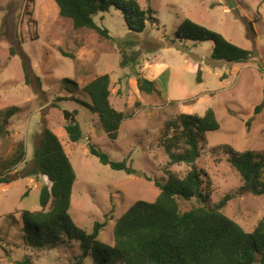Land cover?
<instances>
[{"label": "rangeland", "instance_id": "rangeland-1", "mask_svg": "<svg viewBox=\"0 0 264 264\" xmlns=\"http://www.w3.org/2000/svg\"><path fill=\"white\" fill-rule=\"evenodd\" d=\"M137 1L142 9L152 10L145 30L129 31L120 12L110 8L94 17L107 31L106 39L94 30L73 28L70 19L59 15L54 0H0V111L19 109L10 118V136L0 140V165L15 142L26 146L25 161L10 172L15 180L0 185V264H18L25 256L33 264H70L79 253L70 243L34 249L22 238L20 213L39 210L40 190L50 184L45 177L16 175L34 168L44 128L58 137L76 175L69 215L87 233L94 223L104 224L101 243H112L114 222L137 200L152 202L159 194L154 181L165 182L161 170L167 157L156 138L161 124L180 113L202 116L210 109L218 124L205 134L206 144L195 163L209 183L207 205L230 195L221 212L246 232L264 215V195L252 193L221 149L212 153L228 145L264 156V1L232 0V8L228 0ZM185 19L251 51V60L215 61L212 41L175 39ZM123 57L134 58V67L121 66ZM137 73L157 91L140 92ZM104 74L110 79V104L131 116L121 123L116 140L104 134L82 91ZM64 111L74 116L79 129L75 143L65 131ZM89 147L112 161H125L134 172L103 165ZM171 170L183 177L188 167L174 165ZM179 204L183 212L204 205L195 198Z\"/></svg>", "mask_w": 264, "mask_h": 264}, {"label": "trees", "instance_id": "trees-1", "mask_svg": "<svg viewBox=\"0 0 264 264\" xmlns=\"http://www.w3.org/2000/svg\"><path fill=\"white\" fill-rule=\"evenodd\" d=\"M54 2L59 15L70 19L73 28L91 29L106 39H110L107 31L95 24L94 17L110 8L120 12L128 30L134 33H142L146 21L153 19L152 10L142 9L137 0ZM174 36L178 40L212 41L214 48L211 59L215 61L241 64L252 58L251 51L233 45L221 34L189 19L178 26ZM128 63L134 67L135 59L124 60L123 57L121 66ZM135 76L140 92L149 95L157 91L152 81L139 73ZM82 91L89 98L87 107L96 114L104 134L110 140H116L121 123L131 116L110 104L109 76L95 77L83 86ZM18 111L16 107L0 111V140L5 141L10 136V118ZM217 128V121L210 109L202 116L180 113L161 124L156 142L167 157L161 170L165 182L154 181L159 190L154 201L137 200L114 222L111 244L98 240L104 224L94 223L92 231L87 233L72 221L68 211L76 175L58 137L44 128L33 159L34 168L16 175L19 179L45 177L50 184L49 189L44 185L40 190L39 210H22L20 213L24 242L34 249H53L67 243L73 244L79 253L70 264H85L89 260L92 264H264V215L250 232H246L221 212L230 195L212 207L207 205L209 183L195 163L202 146L206 144L205 134ZM65 131L70 142L79 140L80 132L76 125L67 124ZM219 149L244 184L253 187L257 194L264 195V156L253 151L238 152L228 145L213 148L212 153ZM89 152L115 171L134 172L125 161H112L94 147H89ZM25 156V143L15 142L11 153L0 165V185H8L15 180L10 172L25 161ZM174 165H185L188 171L179 177L171 170ZM204 183L206 187H202ZM194 198L200 199L204 205L181 211L179 201ZM18 264L33 263L25 256Z\"/></svg>", "mask_w": 264, "mask_h": 264}, {"label": "water", "instance_id": "water-1", "mask_svg": "<svg viewBox=\"0 0 264 264\" xmlns=\"http://www.w3.org/2000/svg\"><path fill=\"white\" fill-rule=\"evenodd\" d=\"M227 4H228V7H229V8H232V6H234V3H233L232 0H228V1H227ZM63 120H64L67 124H71V125H73V124L75 123L74 116H73L71 113L67 112V111H64V112H63ZM138 175H139V174H137V176H138ZM248 188L252 191L253 194H255V191H254L253 187L249 186Z\"/></svg>", "mask_w": 264, "mask_h": 264}]
</instances>
